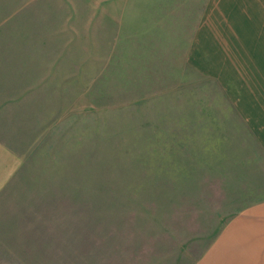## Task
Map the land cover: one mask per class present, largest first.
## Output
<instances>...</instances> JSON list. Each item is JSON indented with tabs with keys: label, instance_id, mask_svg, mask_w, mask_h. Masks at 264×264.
Wrapping results in <instances>:
<instances>
[{
	"label": "rangeland",
	"instance_id": "rangeland-1",
	"mask_svg": "<svg viewBox=\"0 0 264 264\" xmlns=\"http://www.w3.org/2000/svg\"><path fill=\"white\" fill-rule=\"evenodd\" d=\"M254 128L264 0H0V264H198L264 200Z\"/></svg>",
	"mask_w": 264,
	"mask_h": 264
},
{
	"label": "crops",
	"instance_id": "crops-1",
	"mask_svg": "<svg viewBox=\"0 0 264 264\" xmlns=\"http://www.w3.org/2000/svg\"><path fill=\"white\" fill-rule=\"evenodd\" d=\"M254 130L264 150V132ZM22 163V155L0 139V192L18 174ZM198 264H264V200L233 215Z\"/></svg>",
	"mask_w": 264,
	"mask_h": 264
}]
</instances>
